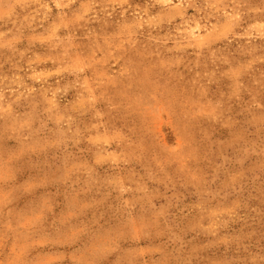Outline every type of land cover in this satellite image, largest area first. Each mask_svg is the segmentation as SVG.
<instances>
[{"label":"rangeland","instance_id":"374dc122","mask_svg":"<svg viewBox=\"0 0 264 264\" xmlns=\"http://www.w3.org/2000/svg\"><path fill=\"white\" fill-rule=\"evenodd\" d=\"M0 264H264V0H0Z\"/></svg>","mask_w":264,"mask_h":264}]
</instances>
